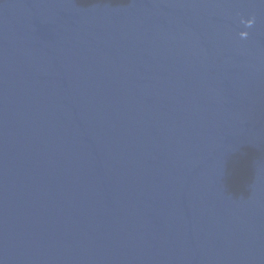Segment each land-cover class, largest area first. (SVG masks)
I'll return each mask as SVG.
<instances>
[{
    "label": "water",
    "instance_id": "water-1",
    "mask_svg": "<svg viewBox=\"0 0 264 264\" xmlns=\"http://www.w3.org/2000/svg\"><path fill=\"white\" fill-rule=\"evenodd\" d=\"M0 264H264V0H0Z\"/></svg>",
    "mask_w": 264,
    "mask_h": 264
}]
</instances>
